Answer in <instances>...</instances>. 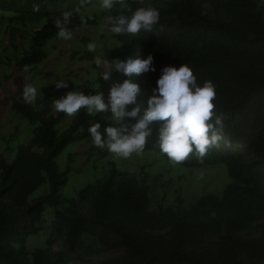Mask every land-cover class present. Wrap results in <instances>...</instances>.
Returning a JSON list of instances; mask_svg holds the SVG:
<instances>
[{
	"label": "trees",
	"instance_id": "obj_1",
	"mask_svg": "<svg viewBox=\"0 0 264 264\" xmlns=\"http://www.w3.org/2000/svg\"><path fill=\"white\" fill-rule=\"evenodd\" d=\"M129 3L133 9H158L163 25L136 37L114 34L128 57H154L156 71L135 81L141 87L137 102L147 107L165 66L186 63L198 83L212 81L215 112L225 117V138L203 159L190 155L181 164L222 163L233 181L222 195L151 208L148 174L112 166L69 199L60 193L68 170L59 169L56 157L70 142L91 140L90 124L100 123L103 132L110 113L89 116L82 109L60 130L66 115L53 110V99L62 96L38 98L41 109L13 96L12 110L35 126L12 159L0 152V264H264V0ZM93 4L101 7L100 0H0V63L37 70L49 57L51 43L60 40L53 18L68 13L67 28L74 32L99 22L100 15L86 13ZM64 89L74 91L75 85ZM79 91L99 92L92 87ZM160 126L150 125L145 149L168 159L158 147ZM45 181L49 192L30 203L29 195ZM65 202L52 216L46 245L30 248L27 240L39 230L42 213Z\"/></svg>",
	"mask_w": 264,
	"mask_h": 264
},
{
	"label": "rangeland",
	"instance_id": "obj_2",
	"mask_svg": "<svg viewBox=\"0 0 264 264\" xmlns=\"http://www.w3.org/2000/svg\"><path fill=\"white\" fill-rule=\"evenodd\" d=\"M86 13L90 17L94 14L100 15L99 22L78 28L72 32L70 40L51 41L49 57L39 64L37 70L30 72L20 70L17 66L10 68L0 63V152H5L10 159L15 156L19 144L29 142L35 126L14 112L11 107L13 96L23 100L22 86L25 81L37 88V99L47 94L53 97L66 95L69 90L64 88L57 90L53 84L61 79L68 80L69 86L74 84V91H79L83 87H92L103 92L107 99L111 84L122 80L121 75L113 71L112 79L104 81L100 73L110 64L105 68H98L94 63L96 56L109 61L128 57L122 42L104 22L109 13L96 4L91 5ZM89 43H95V52L88 50ZM88 53H91L90 58L85 57ZM34 105L37 109L42 108L41 105H36V101ZM72 119L73 117L65 116L58 124V128L65 129ZM105 121L106 127L110 126L111 117H106ZM17 130L19 133L13 134ZM102 134L106 138L104 130ZM56 162L61 171L68 170V180L61 187L60 193L69 199L77 197L79 191L86 185L101 180L112 166L131 171L143 169L148 174V183L152 189L151 208H157L159 205L169 206L180 199L188 205L204 194L222 195L224 188L233 181L222 163L205 167L173 165L153 149H144L142 153H134L128 159L117 158L107 148L96 147L92 139L68 143L56 157ZM49 189V182H43L29 195V202L32 203L36 198L46 194ZM66 204L65 202L52 206L42 213L41 220L37 224L39 230L27 240L30 248L46 245L52 233L50 227L52 216L57 208L62 209Z\"/></svg>",
	"mask_w": 264,
	"mask_h": 264
},
{
	"label": "clouds",
	"instance_id": "obj_3",
	"mask_svg": "<svg viewBox=\"0 0 264 264\" xmlns=\"http://www.w3.org/2000/svg\"><path fill=\"white\" fill-rule=\"evenodd\" d=\"M100 3L109 13L116 9L115 14L107 15L104 21L114 34L136 37L142 32H154L160 25V12L156 8L141 6L133 9L129 0H100ZM69 22L68 13L53 18L58 29L57 38L72 39L73 34L67 28ZM87 47L90 52L96 51L95 43H89ZM153 62L151 54L146 59L138 55L112 61L96 56L94 63L98 68L110 64L100 73L104 81L112 79L113 71L125 78L111 84L107 99L103 92L85 95L82 91H69L59 99H53V110L67 117L77 116L82 109L89 116L110 113L112 122L104 129L106 138L98 122L90 124L87 131L96 147L107 148L117 158L128 159L134 153H142L152 133L150 125L161 122L158 147L173 165L183 163L190 155L203 159L210 148L220 147L225 138V117L215 112L217 93L214 83H198L193 69L186 63L178 68L165 66L153 95L147 100V107L142 109L141 103L137 102L141 87L135 81L144 73L156 71ZM53 84L57 90L69 87L68 80L63 79ZM37 95V88L25 81L22 86L24 102L34 104Z\"/></svg>",
	"mask_w": 264,
	"mask_h": 264
}]
</instances>
